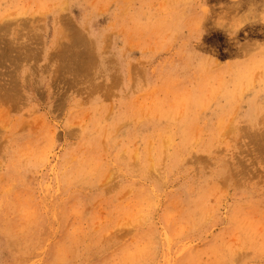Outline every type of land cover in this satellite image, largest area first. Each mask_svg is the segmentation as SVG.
Wrapping results in <instances>:
<instances>
[{"label":"rangeland","instance_id":"rangeland-1","mask_svg":"<svg viewBox=\"0 0 264 264\" xmlns=\"http://www.w3.org/2000/svg\"><path fill=\"white\" fill-rule=\"evenodd\" d=\"M0 51V264H264V0H0Z\"/></svg>","mask_w":264,"mask_h":264},{"label":"bare ground","instance_id":"bare-ground-1","mask_svg":"<svg viewBox=\"0 0 264 264\" xmlns=\"http://www.w3.org/2000/svg\"><path fill=\"white\" fill-rule=\"evenodd\" d=\"M4 51H5V49H4ZM2 52H3V51H0V53L3 55L6 51H5L4 53H2ZM4 55H5V54H4ZM78 55H79V54H78ZM78 55H77V56H78ZM6 56H7V55H6ZM73 57H75V55H74ZM79 57H81V56H79ZM71 58H72V57H71ZM73 59L75 60V58H73ZM73 59H70V60H73ZM70 60H69V61H70ZM77 60H78V59H77ZM80 60H82V59H80ZM72 62H73L72 64H74V61H72ZM75 62H77V61H75ZM68 63H70V62H68ZM79 63H81V62H79ZM81 64H82V63H81ZM83 64H84V63H83ZM68 65H69V64H68ZM74 65H75V66H74ZM74 65H72V66L76 67V63H75ZM77 66H78V64H77ZM69 67H70V66H69ZM71 68H73V67H71ZM76 68H77V67H76ZM74 69H75V68H74ZM74 69H73V70H74ZM73 70H72V71H73ZM77 70H78V68H77ZM77 70L75 69V72H76ZM73 72H74V71H73ZM78 72H79V70H78ZM3 86H4V85H3ZM260 151L263 152L262 150H260ZM262 156H263V155H261V157H262Z\"/></svg>","mask_w":264,"mask_h":264}]
</instances>
